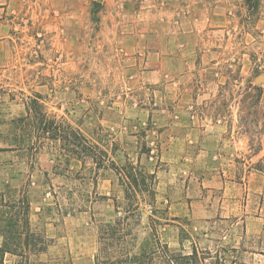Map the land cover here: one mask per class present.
I'll list each match as a JSON object with an SVG mask.
<instances>
[{"label":"rangeland","instance_id":"obj_1","mask_svg":"<svg viewBox=\"0 0 264 264\" xmlns=\"http://www.w3.org/2000/svg\"><path fill=\"white\" fill-rule=\"evenodd\" d=\"M143 6L0 0V193L32 200V228L49 243L40 259L52 264H95L99 223L114 218L115 199L134 209L127 195H139L141 241L195 248L199 264L261 263L251 254L264 251V0H209L198 21ZM159 43L166 60L153 77L143 49ZM36 93L49 120L85 137L77 154L30 141ZM218 121L220 161L206 142ZM222 169L237 181L232 211L219 206ZM145 174L157 179L152 207Z\"/></svg>","mask_w":264,"mask_h":264},{"label":"trees","instance_id":"obj_2","mask_svg":"<svg viewBox=\"0 0 264 264\" xmlns=\"http://www.w3.org/2000/svg\"><path fill=\"white\" fill-rule=\"evenodd\" d=\"M249 2L250 0H246ZM261 93V88L255 87ZM261 95V94H260ZM261 97L257 95L254 103H261ZM42 95L36 93L31 99L27 109L28 117L32 119L34 129L30 135V141L43 145L46 141L60 144L61 150L77 154V141H84L85 137L79 131L71 130L49 120L43 111L41 104ZM264 117V115H263ZM23 122L24 120H20ZM97 168H102L103 163H95ZM257 170L263 172L260 167ZM134 171V168H133ZM131 184L138 186L139 174L130 175ZM157 179L154 174H145L142 182L149 183L148 201L151 207L155 203L154 185ZM139 195H127L125 200L135 203L125 207L124 202L114 200L115 216L109 221L102 220L98 229V253L95 256V264H199L201 261L197 250L194 248L191 253H176L171 250L157 236L140 240L139 235L134 231V226L139 222L137 213L139 211ZM108 197H104L107 199ZM146 201V200H143ZM5 203L10 208L9 213L4 209ZM32 200L26 197H17L16 191L9 188L0 193V264H5L8 255L18 257L17 264H52L49 261H42L40 256L48 251L49 243L42 233L33 229L30 221ZM153 213V211L151 210ZM133 217L138 222L133 221ZM135 218V219H136ZM54 264H73L68 259L57 261Z\"/></svg>","mask_w":264,"mask_h":264},{"label":"crops","instance_id":"obj_3","mask_svg":"<svg viewBox=\"0 0 264 264\" xmlns=\"http://www.w3.org/2000/svg\"><path fill=\"white\" fill-rule=\"evenodd\" d=\"M108 2H115L120 0H107ZM125 3H132L134 0H123ZM141 1L142 7L145 8L143 5H146V7H149V11H146V13L152 15L154 10L151 9V7L158 6L159 8L155 11L159 15H162L163 18H170L176 20L181 16V13L183 11L185 18L192 19L191 21H198L199 19H202L204 15H206V8L207 3L209 0H135V2ZM213 3L219 2V0H211ZM216 8H220V5H217ZM186 10V11H185ZM137 15V11L135 12ZM174 29H179L178 27H175ZM172 45L170 43L167 47L168 49H172L175 47V43ZM142 48V44H140ZM146 51L149 56L147 60V67L149 68V73L151 76H157L159 73H161V70L163 69V65L165 64L166 55H165V46L159 43L156 45V47H151L149 44H146V47L143 49ZM175 65L178 64L177 57L172 58ZM227 132V127L223 124L222 121H218L213 126L209 127L207 129L208 136L207 143L209 144L207 153H209V157L211 159H215L220 161L223 157L222 154L219 153V149L221 148V142L223 141V135ZM238 147V145H236ZM171 151V150H170ZM221 179L225 186L221 187L223 189V198L221 199V203L219 201V206L223 211H228L229 209L232 211L234 210V205L238 202L235 200L238 197V189H236L235 184H237V181L235 178L229 176L228 171L225 169H222L220 171ZM255 173L248 172V175L246 178L250 179L251 176H253ZM244 179V178H243ZM209 211V210H208ZM251 255L257 257L261 256L264 259V251L257 253H252ZM253 259V258H251ZM233 264H264V261L259 262H234Z\"/></svg>","mask_w":264,"mask_h":264},{"label":"water","instance_id":"obj_4","mask_svg":"<svg viewBox=\"0 0 264 264\" xmlns=\"http://www.w3.org/2000/svg\"><path fill=\"white\" fill-rule=\"evenodd\" d=\"M257 81H258V82H261V81H262V78H259Z\"/></svg>","mask_w":264,"mask_h":264}]
</instances>
